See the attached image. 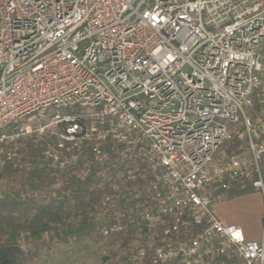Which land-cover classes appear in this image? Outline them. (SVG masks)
I'll use <instances>...</instances> for the list:
<instances>
[{"label": "built area", "instance_id": "built-area-1", "mask_svg": "<svg viewBox=\"0 0 264 264\" xmlns=\"http://www.w3.org/2000/svg\"><path fill=\"white\" fill-rule=\"evenodd\" d=\"M263 48L264 0H0V145L52 130L56 189L109 170L94 218L142 224L133 264H264ZM236 190L262 199L259 242L213 211Z\"/></svg>", "mask_w": 264, "mask_h": 264}, {"label": "trees", "instance_id": "trees-1", "mask_svg": "<svg viewBox=\"0 0 264 264\" xmlns=\"http://www.w3.org/2000/svg\"><path fill=\"white\" fill-rule=\"evenodd\" d=\"M43 141L38 137L29 139L18 156L10 160L6 156L10 149L6 148L7 163L0 172H12L14 178L11 186L1 192L0 226L6 227L11 234L0 236V264H33L56 246L95 237L108 244L118 239L124 248L131 247L135 240L142 245L147 239L146 230L135 236L142 224L133 227L128 222L127 233H115L105 239L95 221L94 215L103 195L101 185L106 184L105 176L110 171L88 159L85 169L79 168L75 174L65 175L61 186L56 189L42 156L47 147ZM253 192L230 191L226 198L230 201ZM22 238L30 242L27 251L19 242ZM130 254L115 264H133L128 261Z\"/></svg>", "mask_w": 264, "mask_h": 264}, {"label": "rangeland", "instance_id": "rangeland-1", "mask_svg": "<svg viewBox=\"0 0 264 264\" xmlns=\"http://www.w3.org/2000/svg\"><path fill=\"white\" fill-rule=\"evenodd\" d=\"M264 55V48L263 53ZM262 55V56H263ZM66 113H69L68 111ZM51 117V111L47 113L46 116L43 118H38L34 120V122L31 123L30 127L32 131H35L37 128L45 127ZM28 124V122H24ZM237 130L241 131V128H237ZM13 129H10L9 132H12ZM45 135L38 136L42 137L44 139V143L46 146L52 145L53 141L48 142V140H52V133L50 129L46 130ZM54 132L57 130L54 129ZM7 131H3L2 133H6ZM37 138V137H36ZM30 137H27L25 139H22L21 141H28ZM38 141H42L39 139ZM48 146L47 148H49ZM6 148H9L11 151H13L14 146H9L7 144L0 145V170L4 167V165L7 163L5 160V154H6ZM223 147L220 149L222 150ZM8 152V151H7ZM7 155V154H6ZM18 156V154H17ZM216 162H219L223 159V155L220 153V151L214 156L213 158ZM13 173H2L0 172V193L7 187L11 186L13 181ZM259 196V193L257 191H254L252 194H249L247 196L250 197L251 200L255 199ZM11 234V232L4 226H0V236H6ZM134 241L132 242V244ZM131 247L124 248L121 247L120 242L118 239L113 240L112 243H107V241H99L96 237L83 240L81 242H71L66 245H59L54 247L50 252L47 254L41 256L38 260L33 262V264H115L121 257H124L125 255H129L131 253L132 249Z\"/></svg>", "mask_w": 264, "mask_h": 264}, {"label": "crops", "instance_id": "crops-1", "mask_svg": "<svg viewBox=\"0 0 264 264\" xmlns=\"http://www.w3.org/2000/svg\"><path fill=\"white\" fill-rule=\"evenodd\" d=\"M261 79L264 82V55ZM213 211L225 225L239 228L248 241H260L263 220V202L260 195L253 200L249 196H244L217 204Z\"/></svg>", "mask_w": 264, "mask_h": 264}]
</instances>
